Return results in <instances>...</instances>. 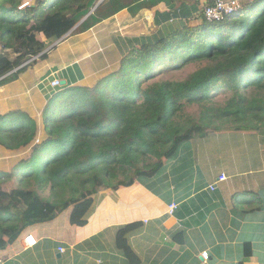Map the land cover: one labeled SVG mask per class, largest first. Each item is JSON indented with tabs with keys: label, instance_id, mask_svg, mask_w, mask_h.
I'll return each instance as SVG.
<instances>
[{
	"label": "trees",
	"instance_id": "obj_1",
	"mask_svg": "<svg viewBox=\"0 0 264 264\" xmlns=\"http://www.w3.org/2000/svg\"><path fill=\"white\" fill-rule=\"evenodd\" d=\"M98 1L0 0V90L11 87L6 98L0 91V191L34 190L43 205L36 224L68 212L72 226H85L98 193L154 176L192 138L264 134V0L221 21L200 11L195 26L127 39L96 82L40 85L37 116L16 101L15 84ZM25 199L32 203L19 196L14 212L0 206V251L25 230L29 208L17 206Z\"/></svg>",
	"mask_w": 264,
	"mask_h": 264
},
{
	"label": "crops",
	"instance_id": "obj_2",
	"mask_svg": "<svg viewBox=\"0 0 264 264\" xmlns=\"http://www.w3.org/2000/svg\"><path fill=\"white\" fill-rule=\"evenodd\" d=\"M208 1L213 0H99L79 30L26 71L16 94V86L37 87L38 68L43 77L65 83L102 75L111 67L109 55L125 54L127 39L176 30ZM36 38L48 42L41 33ZM174 151L154 176L98 193L83 227L72 226L65 215L36 224L43 205L33 201L25 230L0 251L2 264H264V134L208 133ZM220 176L225 180L217 182ZM23 195L3 188L1 208L14 212ZM172 204L176 208L169 213ZM26 236L34 246L25 247Z\"/></svg>",
	"mask_w": 264,
	"mask_h": 264
},
{
	"label": "rangeland",
	"instance_id": "obj_3",
	"mask_svg": "<svg viewBox=\"0 0 264 264\" xmlns=\"http://www.w3.org/2000/svg\"><path fill=\"white\" fill-rule=\"evenodd\" d=\"M251 2H253V0H248V1L242 2L241 8L244 5H246L248 3H251ZM189 22L187 23L188 26H195L196 24L200 23L199 21L194 22L193 20L189 21ZM38 39H39V37H38ZM43 74H44V70L38 68L37 69V73L35 74V79L37 80V83H38L36 88L29 89V88H25V87L23 88V87L16 86V88L18 89V92L15 95L16 101H18V102L19 101H21V102L24 101L26 104L30 105L31 108L34 110L36 116L39 114V112H38L39 108L38 107L43 104V94L41 93V90H40V88H38V86H40V85L42 86V85L47 84L48 80L50 78H52V77H48V78L46 77L45 78V76L43 77ZM100 78H101V76H99L98 74L94 75V76H87V78L84 81L79 82V84H81V83H89L90 80L96 82V80H99ZM10 89H11V87L7 86V87L3 88L2 90H0V91H2L1 92V96H4L2 98H6V97L9 96V90ZM56 89H58V88H56ZM35 91H37L39 93L38 96L35 95ZM44 97H45L44 99L46 100L47 96L44 95ZM6 104H8V103H6ZM222 137H224V136H222ZM4 155L5 154H3V152L0 151V159L4 158ZM7 187H10V188L13 189L12 186H7ZM25 196H26V198L34 197L35 200L31 199L32 203H33V201L36 202V201H38L37 199H39L37 193L34 190H32L29 193H26ZM24 201L25 202H17V206L20 207V211H24V210H26V208H29V210H30L32 208V203L29 200H26V199ZM61 215H65L68 218V212H64Z\"/></svg>",
	"mask_w": 264,
	"mask_h": 264
},
{
	"label": "built area",
	"instance_id": "obj_4",
	"mask_svg": "<svg viewBox=\"0 0 264 264\" xmlns=\"http://www.w3.org/2000/svg\"><path fill=\"white\" fill-rule=\"evenodd\" d=\"M241 3H239L236 0H213L210 4H206L203 6L202 9V14L204 19L209 22H216V21H221L227 16H230L234 13H236L240 8H241ZM49 87L51 89H56L60 86V81L58 79H53L50 80L49 82ZM225 180L224 176H220L218 178L217 182H221ZM212 190L214 189V185L210 187ZM176 208V205L172 204L169 206L168 210L169 213H172ZM24 244L25 247H32L35 245V240L32 238V236H26L24 238ZM64 249L59 247L58 252L63 253ZM201 257L203 258L204 261L208 260V254L206 252H203L201 254ZM0 264H2V260H0Z\"/></svg>",
	"mask_w": 264,
	"mask_h": 264
},
{
	"label": "water",
	"instance_id": "obj_5",
	"mask_svg": "<svg viewBox=\"0 0 264 264\" xmlns=\"http://www.w3.org/2000/svg\"><path fill=\"white\" fill-rule=\"evenodd\" d=\"M147 21H148V23L151 21V17H150V14L149 13H147ZM60 41V40H59ZM59 41L58 42H56V43H54L53 45H51L46 51H48V50H50L51 48H53L54 46H56L57 45V43H59ZM65 84V81H61L60 82V86H62V85H64Z\"/></svg>",
	"mask_w": 264,
	"mask_h": 264
}]
</instances>
